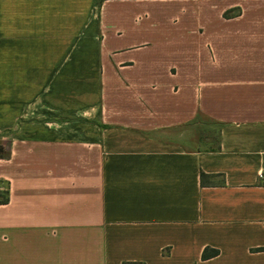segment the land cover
<instances>
[{
    "label": "crops",
    "instance_id": "0c3cea01",
    "mask_svg": "<svg viewBox=\"0 0 264 264\" xmlns=\"http://www.w3.org/2000/svg\"><path fill=\"white\" fill-rule=\"evenodd\" d=\"M5 197L0 264H264V0H0Z\"/></svg>",
    "mask_w": 264,
    "mask_h": 264
},
{
    "label": "rangeland",
    "instance_id": "374dc122",
    "mask_svg": "<svg viewBox=\"0 0 264 264\" xmlns=\"http://www.w3.org/2000/svg\"><path fill=\"white\" fill-rule=\"evenodd\" d=\"M192 137L195 139L205 138V147H214L217 140V127L204 117L198 118L191 126Z\"/></svg>",
    "mask_w": 264,
    "mask_h": 264
},
{
    "label": "trees",
    "instance_id": "16d2710c",
    "mask_svg": "<svg viewBox=\"0 0 264 264\" xmlns=\"http://www.w3.org/2000/svg\"><path fill=\"white\" fill-rule=\"evenodd\" d=\"M226 15H228V14H226ZM206 176H208V175L204 174L203 172L201 173L202 181L204 180V177H206ZM7 200H8L7 197L1 198L0 203H6ZM218 254H219L218 248L206 246L202 251L201 258L202 259H208V258L214 257ZM122 264H145V263L142 261H126V262H123Z\"/></svg>",
    "mask_w": 264,
    "mask_h": 264
}]
</instances>
